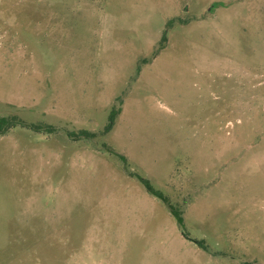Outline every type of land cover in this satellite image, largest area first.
I'll return each mask as SVG.
<instances>
[{
    "label": "rangeland",
    "instance_id": "rangeland-1",
    "mask_svg": "<svg viewBox=\"0 0 264 264\" xmlns=\"http://www.w3.org/2000/svg\"><path fill=\"white\" fill-rule=\"evenodd\" d=\"M0 115V264H264V0H0Z\"/></svg>",
    "mask_w": 264,
    "mask_h": 264
},
{
    "label": "trees",
    "instance_id": "trees-1",
    "mask_svg": "<svg viewBox=\"0 0 264 264\" xmlns=\"http://www.w3.org/2000/svg\"><path fill=\"white\" fill-rule=\"evenodd\" d=\"M117 114H118L117 110L113 109L111 114H110V122L104 129L105 132H109L113 128ZM17 126H24V123L18 117H16V116H1L0 115V135L7 134L12 128L17 127ZM30 127L34 130H40L41 129L40 125H31ZM49 130H51V129H49ZM70 136H77V137L82 136L85 138H91V137H94L95 134L83 130V131H80L79 133L71 132ZM140 179L142 180V182L145 184L146 188L148 189V191L152 195L163 199L165 202H168L167 198L164 197V195L160 191H157L152 186V184L150 183L149 180L144 179V178H140ZM169 207H170L172 213L174 214L178 224L181 227H184V218L182 216V213L173 205H169Z\"/></svg>",
    "mask_w": 264,
    "mask_h": 264
}]
</instances>
